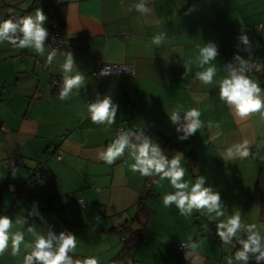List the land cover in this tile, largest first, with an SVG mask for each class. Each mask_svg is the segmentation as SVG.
Instances as JSON below:
<instances>
[{
    "label": "crops",
    "instance_id": "0c3cea01",
    "mask_svg": "<svg viewBox=\"0 0 264 264\" xmlns=\"http://www.w3.org/2000/svg\"><path fill=\"white\" fill-rule=\"evenodd\" d=\"M60 2L66 5L62 28L71 46L56 51L51 66H45L48 40L43 58L30 48H13L7 41L0 45V128L6 129L0 132V215L15 219L24 208L39 211L44 220L32 216L28 223L45 234L49 227L57 234L73 231L77 236L74 258L94 256L99 264L121 262L126 227L143 231L132 264H228L229 257L234 264H262L255 259L258 253H250L247 262L235 261L234 253L242 245L235 238V247L223 245L207 215L184 216L175 205L169 207L168 216L160 215L165 208L161 197L175 190L167 180L157 184L153 183L156 177L133 174L129 149L112 165L99 160L98 152L115 139L121 127L143 134L159 143L169 158L177 153L182 156L186 181L194 183L196 177L205 176L206 186H213L212 172L219 170L220 176L226 166L232 167L240 179V194H223L224 203L232 201L238 210L241 204L256 207L264 119L254 113L239 120L219 99L218 84L204 85L196 72L213 66L217 69L214 79L219 80L226 76L227 65L240 66L239 56L247 65L254 60L260 63V74L251 78L264 88V0H147L152 9L147 15L129 11L140 0ZM42 7L38 0H0V21L34 15L39 8L47 16L44 27L50 36L52 18ZM242 31L249 37L250 48L239 41ZM156 37L160 44L153 43ZM208 43L216 45L219 55L200 68L199 50ZM67 52L74 57L69 75L83 74L85 86L61 101L53 81L63 84L60 65ZM103 64L130 65L133 74L94 77ZM97 93L99 99L108 95L119 105L116 122L107 130L87 115V102H95ZM191 108L199 110L202 126L180 141L178 136L184 133H177L176 128L187 123L185 116ZM174 110L180 115L176 124L169 115ZM245 140L249 150L257 151L256 158L226 163L221 153ZM131 141L137 142L135 135ZM189 155L196 156L194 170ZM12 156L17 157L13 168L8 163ZM39 165L49 180L30 187L28 181ZM139 202L155 213L150 219L139 221ZM240 212L243 224H256L264 235L260 205L256 221ZM12 231H23L26 243L32 239L26 226L14 225ZM183 244L188 247L181 251ZM21 247L16 257L6 251L0 264H23Z\"/></svg>",
    "mask_w": 264,
    "mask_h": 264
},
{
    "label": "clouds",
    "instance_id": "9594fccd",
    "mask_svg": "<svg viewBox=\"0 0 264 264\" xmlns=\"http://www.w3.org/2000/svg\"><path fill=\"white\" fill-rule=\"evenodd\" d=\"M135 10L140 15L149 14L152 9L147 6V0H140L139 3L130 6L129 11ZM47 20L45 13L37 8L34 15L23 17H9L0 21V45L5 41L16 49L30 48L33 52L43 58L46 50V41L49 38V31L44 27ZM239 41L251 47L249 37L243 31L239 36ZM153 43L160 44L159 37L153 39ZM56 51H49L45 60V66H51L56 57ZM219 55L216 45L208 43L199 50L198 65L204 68L210 62L216 60ZM239 59L240 67L227 65V74L224 78L215 80L217 69L213 66L207 67L203 71L196 72V77L204 85L215 83L219 86V99L226 102L232 113L239 120H246L251 114L260 113L264 119V88L254 81L246 72L247 62ZM74 69V57L71 52L65 54V59L60 70L64 74L63 84L59 91V99L66 101L71 99L73 90L76 94L85 86V76L77 72L74 76L69 75ZM250 71V68H248ZM260 74V73H259ZM87 105V115L92 123L105 125V130L110 128L117 118L119 105L114 102L111 96L105 95ZM170 120L176 124L179 119V111L174 110L170 114ZM200 112L197 108L187 111L185 119L187 123L183 127H177L176 132H183L178 136L180 141L187 140L197 133L201 128L199 119ZM135 135L137 142H132L130 137ZM136 135L129 131L120 130L106 148L98 152V159L108 165L114 164L117 160L125 156V150H130V158L134 161L130 165L133 174L139 173L142 177H156L153 183L159 184L161 181H169L170 186L175 191L168 192L161 197L162 205L169 208L173 205L179 213L184 216H191L192 213L199 212L207 215L211 222L215 223L216 234L221 238L223 245L233 243L234 238L242 248L235 251V261L249 260V254L255 255L257 262L264 261V235L256 224L245 225L242 223L241 212L234 210L230 215L225 216V204L221 193L215 191L211 185L206 186V177L198 176L194 183L186 181V169L182 166V156L177 153L171 158L165 154L159 143H154L148 136ZM248 142L242 141L228 147L226 152L221 153L225 162L234 159H245L249 156ZM127 162V161H125ZM38 202L34 201L36 207ZM27 212V216H23ZM38 216L43 221L44 217L39 211H31L27 208L15 216V219L8 215H0V256L10 250L12 257L20 255L22 245L24 249L23 264H99L94 256L84 259L74 258L77 250V236L73 231L64 229L58 234L51 227L46 234L38 231L34 223H28V217ZM98 219V217H97ZM14 225L26 226L27 233L32 237L27 243L23 231H12ZM246 237V238H245ZM125 238H123L124 240ZM193 249L196 245H192ZM233 247L235 244L233 243ZM199 257H197L198 259ZM228 264H234L232 257L228 258Z\"/></svg>",
    "mask_w": 264,
    "mask_h": 264
},
{
    "label": "built area",
    "instance_id": "2783aa9c",
    "mask_svg": "<svg viewBox=\"0 0 264 264\" xmlns=\"http://www.w3.org/2000/svg\"><path fill=\"white\" fill-rule=\"evenodd\" d=\"M261 29V28H260ZM53 33L50 36L48 42H47V49L49 51H66L70 48L71 42L68 38L62 36L60 33V28L57 25H54V30H52ZM236 68H239L240 66H234ZM250 68V71L248 70ZM248 68H246V72L250 77H254L258 75L261 71L260 63L256 60L252 61L250 64H248ZM133 74V68L130 65H110V64H103L98 70L93 72V76L96 78L101 77H107V76H122V75H132ZM53 84L57 87L58 81L54 80ZM91 104L90 101L87 102V105ZM120 130L127 131L124 128H119ZM6 129L4 127L0 128V132L4 133ZM132 136L130 137V139ZM250 154L247 158H256L257 151L249 150ZM61 156H57V160H61ZM17 162V157H11L9 159L8 163L10 164L11 168L14 167V165ZM49 179L48 174L44 171L43 167L39 165L33 172L32 177L28 181V185L31 187H38L43 186L47 180ZM125 240V239H124ZM188 247V244H183L180 247V250L183 251ZM251 256V254H249ZM254 257V255L252 256ZM264 264V261L263 263Z\"/></svg>",
    "mask_w": 264,
    "mask_h": 264
},
{
    "label": "trees",
    "instance_id": "16d2710c",
    "mask_svg": "<svg viewBox=\"0 0 264 264\" xmlns=\"http://www.w3.org/2000/svg\"><path fill=\"white\" fill-rule=\"evenodd\" d=\"M38 1L40 2L41 5H43L42 9L45 10L46 13L51 15L52 24L50 27V36L53 33L52 30H54V25H57L60 28V33L62 34V36H64L65 34H64V31L62 28L63 27V16H62V14H64V13L62 12V9L65 8L66 5L61 4L60 0H38ZM50 36H49V38H50ZM64 37H66V36H64ZM57 81H58V86L57 87L55 86V90H57L56 92H58V90L61 88V85H62L59 80H57ZM195 157H196L195 155H189V157H188V159L190 160V165H191L192 170H194L195 167L197 166V160L195 159ZM254 199L256 201H258L260 204L261 220H262V222H264V179H263L262 175L257 180L255 190H254ZM141 201L144 202L143 200H141ZM142 202H139V205H140L139 208L141 209V213H140L141 217L139 218V221L142 218L143 219H146V218L150 219L155 214L153 211L146 208L145 204ZM124 233H128V235H123V237L125 238V240H124V244H125L124 247L125 248H124V252L122 253L124 255V257L119 264H132L133 263L132 258L135 254L136 247L138 245L142 244V239L140 236H141V233H143V231H141V232L135 231L131 228L126 227ZM135 245H137V246H135ZM133 246H135V247H133ZM130 260H132V261H130ZM111 264H114V263H111Z\"/></svg>",
    "mask_w": 264,
    "mask_h": 264
},
{
    "label": "rangeland",
    "instance_id": "374dc122",
    "mask_svg": "<svg viewBox=\"0 0 264 264\" xmlns=\"http://www.w3.org/2000/svg\"><path fill=\"white\" fill-rule=\"evenodd\" d=\"M29 7V6H28ZM255 159V158H254ZM259 162L262 164L261 169H262V177L264 179V156L262 157L261 155H259ZM224 167V166H223ZM229 170L231 171L229 173ZM212 183L214 187L215 191H219L221 193V196L223 194H227L228 196L232 197L233 193L236 191V194H240V191L237 190L238 188V184L237 181H240V179L238 178V176H236V174H234L233 172V168L226 166L225 172L224 174L222 173V175H219V170H215L212 172ZM228 185H232L230 188H226V186ZM239 200L241 201V196L239 198ZM256 204V207H252L249 204L246 205V207L241 204V207L239 209V211H245L246 217L250 218L252 220H257L258 219V215H259V202L258 201H254ZM225 204V216L230 215L234 210H238V206L237 204L233 203L232 201H229ZM170 211L169 208H164L163 210H160V215L162 216H168V212ZM177 212H179L178 210H176ZM197 212H193L191 216H194V214H196ZM242 213V212H241ZM258 222V221H257ZM264 223V222H262ZM245 224V223H244ZM264 226V225H262Z\"/></svg>",
    "mask_w": 264,
    "mask_h": 264
}]
</instances>
